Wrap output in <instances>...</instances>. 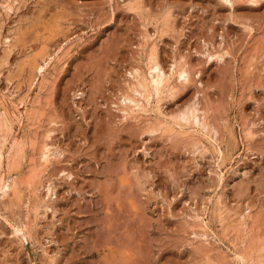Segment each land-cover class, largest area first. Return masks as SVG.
Listing matches in <instances>:
<instances>
[{
	"label": "rangeland",
	"instance_id": "374dc122",
	"mask_svg": "<svg viewBox=\"0 0 264 264\" xmlns=\"http://www.w3.org/2000/svg\"><path fill=\"white\" fill-rule=\"evenodd\" d=\"M228 1L0 0V264H264V0ZM151 54L189 79L147 103Z\"/></svg>",
	"mask_w": 264,
	"mask_h": 264
},
{
	"label": "bare ground",
	"instance_id": "6f19581e",
	"mask_svg": "<svg viewBox=\"0 0 264 264\" xmlns=\"http://www.w3.org/2000/svg\"><path fill=\"white\" fill-rule=\"evenodd\" d=\"M229 2L228 0H224ZM8 9V8H7ZM152 51V50H151ZM218 52V51H217ZM154 53V52H153ZM44 55V54H43ZM224 54L223 53H216V54H207V58L210 60L213 57H222ZM226 55V54H225ZM149 61H148V74L147 75H142L140 74L138 69H134V73H135V80L136 83L133 87H131L132 92L136 95H138V97H141V99H144L147 101L150 98V96H152L153 94H155V96L160 97L159 95L162 93L164 94L165 90H168L169 92H173L174 88H173V83L170 85V77L171 75H173V77L176 79V81H188V71L183 68V67H176L174 64L173 66L170 68L169 73H166V71H164V69H162L160 63L157 61L156 57L154 54L149 55ZM45 57V56H44ZM49 58V57H48ZM47 58H45L46 60ZM44 60V59H43ZM36 68L39 69V72H42L46 66V61H42L41 64H37L35 65ZM37 69V70H38ZM132 73V72H131ZM133 73V74H134ZM38 75V74H37ZM175 75V76H174ZM173 78V79H174ZM184 83V82H182ZM173 85V86H172ZM176 88V87H175ZM131 92V93H132ZM131 95V94H130ZM137 98V97H136ZM134 96H124L123 98V102L132 104V107L134 108H129L130 111H134L136 110H145L144 106H143V102L141 103L140 100H137ZM140 99V98H139ZM145 101V102H146ZM193 105V104H192ZM186 106V105H185ZM125 112V111H124ZM123 112V113H124ZM127 112V111H126ZM144 112V111H143ZM159 113V111H157ZM128 113V112H127ZM137 113V112H136ZM160 114V113H159ZM180 118L184 119V120H190L192 119L194 122H200L197 115V109L194 106H190L187 109H185L184 111H182ZM190 122V121H189ZM195 124V123H194ZM199 124V123H198ZM1 130V129H0ZM2 131V130H1ZM248 131V130H247ZM251 133V132H250ZM46 150V151H45ZM43 150L45 151L43 153L44 158H47L50 153L48 149V146H46V149ZM42 151V152H43ZM218 152V151H217ZM52 154V153H51ZM2 158H3V154L1 151V147H0V163L2 162ZM1 179V178H0ZM1 182V180H0ZM2 183V182H1ZM13 187L12 184L9 183H5L4 185L0 184V191L2 193V196L6 193L7 189H11ZM49 187V186H48ZM50 189V188H49ZM9 191V190H8ZM46 208V207H45ZM198 217V216H197ZM20 228V227H19ZM17 231H20V229H18ZM20 233V232H19ZM21 234V233H20ZM21 236V235H20ZM23 237V236H22ZM206 239V238H205ZM236 258L238 261L241 262V264H246L247 260L245 258V256H243L242 254L238 253L236 254Z\"/></svg>",
	"mask_w": 264,
	"mask_h": 264
}]
</instances>
